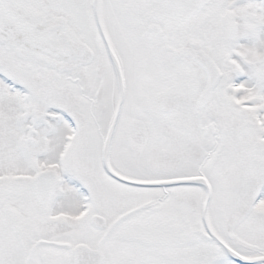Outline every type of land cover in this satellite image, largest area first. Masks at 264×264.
Masks as SVG:
<instances>
[{
  "label": "snow or ice",
  "instance_id": "1",
  "mask_svg": "<svg viewBox=\"0 0 264 264\" xmlns=\"http://www.w3.org/2000/svg\"><path fill=\"white\" fill-rule=\"evenodd\" d=\"M0 264H264V0H0Z\"/></svg>",
  "mask_w": 264,
  "mask_h": 264
}]
</instances>
